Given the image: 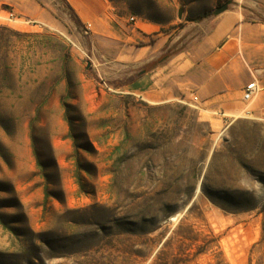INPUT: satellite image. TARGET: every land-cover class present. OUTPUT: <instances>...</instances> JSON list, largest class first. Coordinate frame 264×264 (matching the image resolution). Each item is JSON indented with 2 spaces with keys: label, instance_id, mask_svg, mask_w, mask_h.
I'll list each match as a JSON object with an SVG mask.
<instances>
[{
  "label": "rangeland",
  "instance_id": "1",
  "mask_svg": "<svg viewBox=\"0 0 264 264\" xmlns=\"http://www.w3.org/2000/svg\"><path fill=\"white\" fill-rule=\"evenodd\" d=\"M108 1L161 56L230 2ZM52 5L57 29L0 23V264H264V121L212 130L192 99L146 102L127 86L152 66Z\"/></svg>",
  "mask_w": 264,
  "mask_h": 264
},
{
  "label": "crops",
  "instance_id": "2",
  "mask_svg": "<svg viewBox=\"0 0 264 264\" xmlns=\"http://www.w3.org/2000/svg\"><path fill=\"white\" fill-rule=\"evenodd\" d=\"M54 1L0 0V9L9 6L19 16L57 29L61 23L52 9ZM64 2L95 40L121 48L115 63L136 69L170 49L165 38L152 43L153 35L139 27L138 20L130 23L118 16L108 0ZM229 3L227 11L205 20L204 34L197 42L162 65L142 69L127 86L132 94L152 104L190 101L196 96L199 118L212 130L235 122L243 113L264 121V0ZM253 81L258 93L245 102L244 90Z\"/></svg>",
  "mask_w": 264,
  "mask_h": 264
},
{
  "label": "built area",
  "instance_id": "3",
  "mask_svg": "<svg viewBox=\"0 0 264 264\" xmlns=\"http://www.w3.org/2000/svg\"><path fill=\"white\" fill-rule=\"evenodd\" d=\"M19 21L21 20L20 18L16 17V15L14 14V12L10 11V10H5V9H0V23L1 24H7L8 22H13V21ZM26 23H32V24H36V22L34 21H25ZM130 23H135L136 22V18L135 17H131L129 19ZM258 93V87L255 81H253L252 83H250L244 90V101L245 102H250L254 99V97L257 95ZM192 101L196 104L198 102V98L195 96L192 98Z\"/></svg>",
  "mask_w": 264,
  "mask_h": 264
},
{
  "label": "trees",
  "instance_id": "4",
  "mask_svg": "<svg viewBox=\"0 0 264 264\" xmlns=\"http://www.w3.org/2000/svg\"><path fill=\"white\" fill-rule=\"evenodd\" d=\"M70 12L72 13V15L77 19V17L75 16L74 12L69 8ZM208 16H210V13L205 14L204 16H202L201 18H199V20H203L205 18H207ZM78 20V19H77ZM172 56H161L159 59H157L155 62H152V64H150L152 67H157L158 65H162L164 64L166 61H168Z\"/></svg>",
  "mask_w": 264,
  "mask_h": 264
},
{
  "label": "water",
  "instance_id": "5",
  "mask_svg": "<svg viewBox=\"0 0 264 264\" xmlns=\"http://www.w3.org/2000/svg\"><path fill=\"white\" fill-rule=\"evenodd\" d=\"M229 4H230L229 2H226V3H224L223 5L219 6V7L215 10L214 14H215L216 16H218V15L224 13L225 11L228 10V8H229ZM182 14H183V8H181L180 11H179V14H178L179 19L182 18Z\"/></svg>",
  "mask_w": 264,
  "mask_h": 264
},
{
  "label": "bare ground",
  "instance_id": "6",
  "mask_svg": "<svg viewBox=\"0 0 264 264\" xmlns=\"http://www.w3.org/2000/svg\"><path fill=\"white\" fill-rule=\"evenodd\" d=\"M247 117V116H246Z\"/></svg>",
  "mask_w": 264,
  "mask_h": 264
}]
</instances>
